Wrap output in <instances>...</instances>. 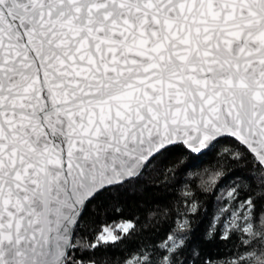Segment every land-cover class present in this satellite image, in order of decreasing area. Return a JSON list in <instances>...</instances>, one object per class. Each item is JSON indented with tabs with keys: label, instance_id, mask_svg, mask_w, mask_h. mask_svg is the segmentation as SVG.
<instances>
[{
	"label": "snow or ice",
	"instance_id": "6c2138e0",
	"mask_svg": "<svg viewBox=\"0 0 264 264\" xmlns=\"http://www.w3.org/2000/svg\"><path fill=\"white\" fill-rule=\"evenodd\" d=\"M0 264H264V0H0Z\"/></svg>",
	"mask_w": 264,
	"mask_h": 264
},
{
	"label": "trees",
	"instance_id": "16d2710c",
	"mask_svg": "<svg viewBox=\"0 0 264 264\" xmlns=\"http://www.w3.org/2000/svg\"><path fill=\"white\" fill-rule=\"evenodd\" d=\"M200 168L191 169L192 172L201 171ZM158 172L145 174L142 181L131 187L123 196L124 212L126 215L135 214L141 221L144 228L151 231L163 225L166 217L162 212H171L176 206L175 189L171 186L154 187L159 185L157 180ZM199 184V181H196ZM192 191L195 194V199L198 203L199 211L192 216L193 228L197 235H200L208 226L209 218L213 210V198L210 195L211 187L205 185L202 189H197L192 185ZM183 210V209H182ZM111 211L110 207L105 204V201L99 200L90 206L89 214L86 217L85 229H90L97 219L105 217L106 213ZM99 213V217L95 214ZM218 241L206 244V249L209 252L221 250L217 247ZM98 259L112 260L111 250L107 256L98 257Z\"/></svg>",
	"mask_w": 264,
	"mask_h": 264
}]
</instances>
